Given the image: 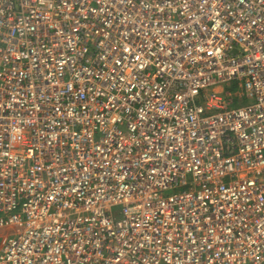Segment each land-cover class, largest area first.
<instances>
[{
  "label": "built area",
  "instance_id": "obj_1",
  "mask_svg": "<svg viewBox=\"0 0 264 264\" xmlns=\"http://www.w3.org/2000/svg\"><path fill=\"white\" fill-rule=\"evenodd\" d=\"M7 226L0 264H264V0H0Z\"/></svg>",
  "mask_w": 264,
  "mask_h": 264
},
{
  "label": "rangeland",
  "instance_id": "obj_2",
  "mask_svg": "<svg viewBox=\"0 0 264 264\" xmlns=\"http://www.w3.org/2000/svg\"><path fill=\"white\" fill-rule=\"evenodd\" d=\"M235 97H236V95H235ZM243 100H244V101L242 102V104H246V103L248 102V100H246L245 98H243ZM183 190H185V189H183V188H178V189H167V190H164V191L162 192V195H163L164 197H169V196H171V195H173V194H176V193H178L179 191H183ZM14 229H15V227H13V226H7V227H4V228H1V229H0V245H2V244L6 241L7 237H8L10 234L13 233ZM2 234H5V235H2Z\"/></svg>",
  "mask_w": 264,
  "mask_h": 264
}]
</instances>
